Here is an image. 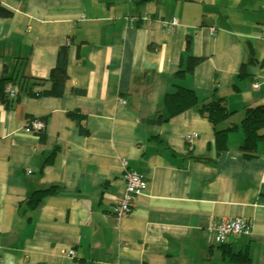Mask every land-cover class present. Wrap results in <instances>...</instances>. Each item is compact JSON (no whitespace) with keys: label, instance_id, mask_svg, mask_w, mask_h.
<instances>
[{"label":"crops","instance_id":"crops-1","mask_svg":"<svg viewBox=\"0 0 264 264\" xmlns=\"http://www.w3.org/2000/svg\"><path fill=\"white\" fill-rule=\"evenodd\" d=\"M0 5L12 13L0 18V76L47 79L69 48L62 96L38 95L47 82L0 101V264H264V143L242 150L240 128L245 107L264 104V0ZM190 57L202 60L178 74ZM177 87L198 102L223 96L231 114L216 127L198 106L170 116L165 99ZM233 125L217 148L215 131ZM123 159L147 188L118 218ZM236 217L251 234L216 244L212 225Z\"/></svg>","mask_w":264,"mask_h":264},{"label":"trees","instance_id":"trees-1","mask_svg":"<svg viewBox=\"0 0 264 264\" xmlns=\"http://www.w3.org/2000/svg\"><path fill=\"white\" fill-rule=\"evenodd\" d=\"M12 13L6 8L0 5V18H9ZM69 48L67 46L60 47L57 55V60L55 65L50 70L47 79H33L26 77L22 74H3L0 76V101L7 103L8 95L6 93V86L11 84L17 89V93L26 92L30 95H36L32 93V88L34 86H43L47 82L51 83L50 91L39 92L38 95L60 97L64 93L65 83L68 80L67 75V63H68ZM201 58H188L186 68L177 73L184 74L185 72H192L196 64H198ZM245 64L242 65L240 69L239 77L245 76ZM247 75V74H246ZM80 93L79 90H74ZM165 105L167 109H170V116L178 114L186 109L194 106H198V112L207 118L213 127L224 121L231 114L226 106L225 99L223 96L213 95L210 100L204 102H198V99L193 90L177 87L175 92L168 94L165 99ZM69 116L74 119H79V115L71 112ZM236 126L233 125L223 131H215V145L217 148L225 149V141L227 133L234 129ZM240 128L244 135L243 144L241 149L246 152H253L257 149L259 142L264 143V104L256 106H246L244 109V117L240 123ZM224 247V245H222ZM224 249V255L228 260L236 262L248 261L247 256L241 254L232 253L230 250Z\"/></svg>","mask_w":264,"mask_h":264},{"label":"built area","instance_id":"built-area-1","mask_svg":"<svg viewBox=\"0 0 264 264\" xmlns=\"http://www.w3.org/2000/svg\"><path fill=\"white\" fill-rule=\"evenodd\" d=\"M148 18L149 16L147 14H144L139 18H126V21L131 25L138 20L147 21ZM161 24L167 32H172L178 26V21L177 19H171L169 21H162ZM258 87L259 85L256 82L252 83L251 85V88L254 90L258 89ZM6 93L10 98H14L17 95V89L15 87L7 88ZM42 128L43 124L41 122H31L26 127L27 130L36 131H40L42 130ZM197 136L198 135L195 132L189 133L188 135H186V140L188 143L192 144ZM121 165V177L124 182V188L120 201L115 206H113L111 210V213L118 218L125 217L132 212L136 197L141 196L147 188V182L145 178L138 173L130 170L127 167V163L124 159L121 161ZM211 230L212 231L210 232L213 235L214 242L218 245H221L226 243L230 236L251 234L252 224L248 220L243 218H223L219 220L215 225H212ZM66 254L70 258H74L76 255V250L69 249Z\"/></svg>","mask_w":264,"mask_h":264}]
</instances>
